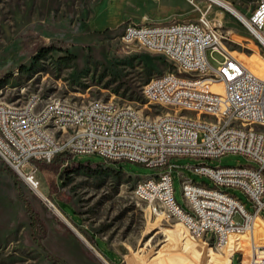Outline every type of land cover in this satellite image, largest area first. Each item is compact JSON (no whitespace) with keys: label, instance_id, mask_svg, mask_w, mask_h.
I'll return each instance as SVG.
<instances>
[{"label":"rangeland","instance_id":"obj_1","mask_svg":"<svg viewBox=\"0 0 264 264\" xmlns=\"http://www.w3.org/2000/svg\"><path fill=\"white\" fill-rule=\"evenodd\" d=\"M170 1L0 0V102L22 106L30 95L36 94L44 102L60 99L83 106L92 101L113 100L143 116L159 114L158 108L146 104L142 87L153 77L174 72L175 68L159 53L127 51L121 36L128 24L198 19L199 11L188 0ZM195 1L200 7L206 4L204 0ZM222 1L247 17L258 0ZM208 17L230 39L226 49L231 55L263 75L264 48L258 41L217 6L213 5ZM182 25L192 28L196 22ZM213 58L221 60L216 54ZM208 59L217 66L210 55ZM78 162L84 168L69 175L61 173L65 166L57 173L43 172L31 165L23 170L31 172L39 183L42 199L0 161V264H60L47 255L63 264H232L233 254V264H238L239 259L247 263L250 247H241L238 239L233 238L228 247L218 250L212 242L193 239L179 221L162 209L154 214L151 208H157V200H150L149 207L133 196L135 183L149 181L158 170L134 163H109L98 156L74 160ZM199 164L238 167L249 163L240 155L213 161L170 160L174 200L180 207H185L181 179L212 185L191 171ZM227 192L239 199L247 212H253L240 191ZM19 194L30 203L44 226V233L38 236L41 247L32 236L30 219ZM259 217L264 220V211ZM233 221L242 223L239 214L234 215ZM259 224L260 220L254 226L252 241L264 245V225L258 229ZM209 238L207 235L206 240Z\"/></svg>","mask_w":264,"mask_h":264},{"label":"built area","instance_id":"obj_2","mask_svg":"<svg viewBox=\"0 0 264 264\" xmlns=\"http://www.w3.org/2000/svg\"><path fill=\"white\" fill-rule=\"evenodd\" d=\"M199 17L196 29L165 32V24H128L121 36L127 51L147 50L163 55L175 68L153 77L142 87L146 104L159 114L143 116L135 109L108 100L75 106L52 99L64 119L56 120V130L46 138H36L44 124L39 95H30L23 106L0 102V161L30 188L39 183L25 170L30 161L49 164L56 155L70 160L98 156L109 163H134L159 173L145 183H135L133 196L150 207L157 200L156 214L162 209L179 221L194 238L212 242L216 249L226 244L231 233H252L253 220L264 211V77L246 68L226 49L227 37L208 14L213 0L198 6L188 0ZM225 11V10H224ZM238 21V20H237ZM258 41L264 30V0H258L251 14L238 21ZM218 55L217 61L213 55ZM216 62L214 67L208 56ZM36 101V116H26L25 104ZM64 131L65 140H55V132ZM144 149H153L154 158L146 159ZM240 155L248 165L191 168L194 175L208 179L211 187L181 179L185 207L174 200L172 159L216 160ZM240 191L250 203L252 213L228 190ZM239 214L242 223L233 221ZM210 238L206 240V236ZM249 264H264V245L252 241ZM240 264V259H239Z\"/></svg>","mask_w":264,"mask_h":264},{"label":"bare ground","instance_id":"obj_3","mask_svg":"<svg viewBox=\"0 0 264 264\" xmlns=\"http://www.w3.org/2000/svg\"><path fill=\"white\" fill-rule=\"evenodd\" d=\"M213 1L216 4L224 7V10L227 13L229 12L232 15H234L237 18L236 19L234 17L236 20H238V21H244V16L243 15L242 16L239 15L237 12H235L233 10V8H231L226 3L222 2L221 0H213ZM258 34H259L258 35L259 36L258 43L260 45H262V47H264V36H262L260 33H258ZM250 71H252V70H250ZM252 72L255 73L254 71H252ZM255 74L257 76H259V77H264V74L263 75H260V74H257V73H255ZM42 103H44V109H40V117H44V124H42L41 126H39L38 130H36V138H46L47 137V134L49 132H54L56 130V120H63L64 119V111L63 110H56V104H54V102H44L42 100ZM25 112H26V116H36V101H28V102H26V104H25ZM0 130H7V123H0ZM55 140H65V132L64 131H56L55 132ZM144 156H146V159H153L154 158V150L153 149H144ZM23 180H25L26 183L30 186V184L28 183V181L26 179L23 178ZM33 191L35 192V194L38 197L44 199L43 196H42V194H41V192L38 190V187L36 189H33ZM55 213L59 216L60 219L62 218L61 215H59L57 212H55ZM62 220L76 234V232L69 225V223L66 220H64L63 218H62ZM258 221H259V218H257V216H256L254 218V220H253V231L252 232H254V226L257 225V222ZM178 223L181 224L180 222H178ZM251 234L252 233H248L246 231H240L238 233H231V234H229V236L227 238L226 244L223 245L218 250H223L226 247H228L230 245V243L232 242V239L233 238L238 239L239 245L241 247H250V244L252 243V235ZM193 239H195V238H193ZM198 240H203V239H198ZM249 254H250V257H251V252H249ZM250 257L247 258V263L246 264H249ZM243 263H244L243 261H240V264H243Z\"/></svg>","mask_w":264,"mask_h":264},{"label":"trees","instance_id":"obj_4","mask_svg":"<svg viewBox=\"0 0 264 264\" xmlns=\"http://www.w3.org/2000/svg\"><path fill=\"white\" fill-rule=\"evenodd\" d=\"M70 162H72V164L74 163V160H70L68 158H66L63 154H60V155H56L53 160L49 163V164H44V163H40V162H37V161H30V165L33 167V166H36L37 169H39L40 171H43V172H58V170L62 167V166H65L63 171H61L62 174H70V173H74L75 171L77 170H80L82 168H84V165L83 163L81 162H78V163H74L73 166H70ZM3 167L5 169H9L6 165L2 164ZM10 172V171H9ZM12 177L14 178V175H12ZM14 185H15V188L16 190L19 192V189H18V185L16 182H14ZM49 190L52 191V186H50L49 184ZM19 197L20 199L23 200L24 204H25V208H26V211H27V214L29 216V219H30V228H31V232H32V236L36 242V244L41 247V245L39 244V235L40 233H44V226L43 224L41 223V221L39 220L38 218V215L36 214V212H34L31 208V205L30 203L25 200L20 194H19ZM54 203H56V205L58 206V208L61 210L60 208V205L58 204V202L55 200L53 201ZM62 212V211H61ZM49 258H51L53 261H56L60 264H63L60 259L56 258V257H51L49 255H47Z\"/></svg>","mask_w":264,"mask_h":264},{"label":"crops","instance_id":"obj_5","mask_svg":"<svg viewBox=\"0 0 264 264\" xmlns=\"http://www.w3.org/2000/svg\"><path fill=\"white\" fill-rule=\"evenodd\" d=\"M174 2V0H171L170 2ZM222 1V0H221ZM165 2H167V0H165ZM222 2H224V3H226L227 5H229L230 6V4L229 3H227V2H225V1H222ZM231 7V6H230ZM232 8V7H231ZM234 10V9H233ZM235 11V10H234ZM235 12H237V11H235ZM229 13V12H228ZM238 13V12H237ZM230 15H232L231 13H229ZM239 14V13H238ZM240 15V14H239ZM233 17H235L234 15H232ZM236 18V17H235ZM237 19V18H236ZM195 21H192V22H182V21H178V22H175V24H167V25H165V28H169V27H172V26H174V25H178V26H176V27H173V28H169V29H165V30H167V31H165L166 33H173V32H178V31H182V30H187V29H196V27H193L192 26V28H190L189 26H183L182 25V23H194ZM177 27H178V29H177ZM179 27L181 28V29H179ZM262 46V45H261ZM264 48V47H263ZM258 218V217H257ZM259 220H260V224L258 225L259 227H258V229H261V224H263L264 225V220L261 218V217H259ZM233 261H234V254L232 255V257H231V262H232V264H233ZM238 264H239V262H238Z\"/></svg>","mask_w":264,"mask_h":264}]
</instances>
